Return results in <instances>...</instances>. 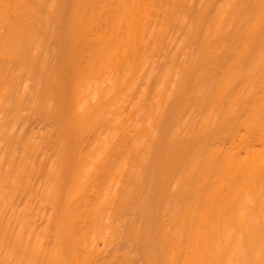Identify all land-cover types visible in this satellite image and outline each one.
I'll list each match as a JSON object with an SVG mask.
<instances>
[{
	"label": "bare ground",
	"instance_id": "obj_1",
	"mask_svg": "<svg viewBox=\"0 0 264 264\" xmlns=\"http://www.w3.org/2000/svg\"><path fill=\"white\" fill-rule=\"evenodd\" d=\"M0 264H264V0H0Z\"/></svg>",
	"mask_w": 264,
	"mask_h": 264
},
{
	"label": "rangeland",
	"instance_id": "obj_2",
	"mask_svg": "<svg viewBox=\"0 0 264 264\" xmlns=\"http://www.w3.org/2000/svg\"><path fill=\"white\" fill-rule=\"evenodd\" d=\"M39 130H41V126H37V127L35 126L34 131L37 132Z\"/></svg>",
	"mask_w": 264,
	"mask_h": 264
}]
</instances>
